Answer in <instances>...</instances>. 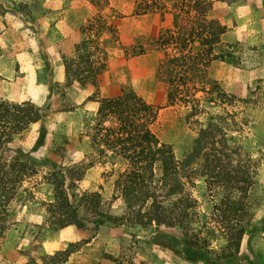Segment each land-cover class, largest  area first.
<instances>
[{
  "label": "rangeland",
  "instance_id": "374dc122",
  "mask_svg": "<svg viewBox=\"0 0 264 264\" xmlns=\"http://www.w3.org/2000/svg\"><path fill=\"white\" fill-rule=\"evenodd\" d=\"M144 1L162 11L164 19L158 11L142 13H159V32L149 29V17L148 30L132 34L133 24L127 16L142 15L134 10H142ZM196 1L193 8V0H0V100L30 101L43 113L42 120L14 135L5 150H21L35 169L19 182L7 206L9 214H0V264H44L43 255L67 247L71 252L56 264H197L179 258L155 238L158 229L180 238L178 228L134 223L114 187L123 162L102 156L92 143L89 124L99 101L129 90L158 107L150 128L161 142L172 146L179 160L191 149L209 114L225 119L257 167V184L248 197L254 217L242 250H253L250 237L257 231L264 241V13L252 15V30L233 31L243 15L230 9L232 0H222V5ZM175 13L183 26L187 21L194 24L196 17L212 21L218 40L207 42L203 51L206 54L209 48L216 56L205 77L211 80L206 84L211 93L208 98L217 101L202 102L203 109L196 116H186L187 106L166 104L158 80L159 53L154 40L165 28L173 27ZM109 24L117 28L116 37L105 30ZM82 27L84 34L98 41L90 59L81 57L82 50L75 48L83 37ZM194 46H200L198 41ZM102 50L106 66L96 85L66 78L65 60H73L71 77L75 78L78 71L86 70L85 61H102ZM174 52L171 47L165 51ZM54 168L69 172V194L99 193L97 210L121 218L122 223L94 228L96 214L82 207L87 228H54L49 220ZM195 183L188 187L198 200L201 220L218 228L212 208L217 196L211 197L201 179ZM90 204L87 201L85 206ZM209 241L215 252L225 244L220 236ZM254 242L261 245L259 240Z\"/></svg>",
  "mask_w": 264,
  "mask_h": 264
},
{
  "label": "trees",
  "instance_id": "16d2710c",
  "mask_svg": "<svg viewBox=\"0 0 264 264\" xmlns=\"http://www.w3.org/2000/svg\"><path fill=\"white\" fill-rule=\"evenodd\" d=\"M144 3L142 10L135 8V14L158 11L164 19L163 12L152 7L151 2ZM198 3L194 1L192 7L196 8ZM186 14H190L188 9ZM178 16L175 13L173 27L165 28L154 40L155 50L159 53L157 75L165 91L166 104L187 106L189 112L186 116L190 117L202 111V102L217 101L216 97L208 98L211 93L206 84L211 80L205 77L209 62L216 56L209 48H206V54L203 51L207 42L218 40L212 21L196 17L200 19V22L195 20L197 25L187 21L183 26ZM106 27L105 30L117 36L115 26L109 24ZM81 31L83 37L75 48L76 51L82 50L81 57L90 59L91 48H96L98 41L84 34L85 27ZM196 41L199 47L194 46ZM169 47L175 52L165 53ZM102 54V61H85L86 70L78 71L75 78L71 77L75 73L72 71L73 60H65L66 78L96 85L106 66V52L102 50ZM205 55H211V58L206 59ZM157 108L132 90L99 101L89 124L92 143L102 156L123 162L124 168L118 170L114 180L116 191L134 223L143 227L154 224L157 228L164 226L180 230V238L159 229L155 237L177 255L191 262L238 264L242 239L254 217L248 200L257 184L254 160L232 134V128H227L229 124L225 119L215 114H209L200 124L191 149L177 159L172 146L161 142L150 128L157 118ZM42 118L41 108L30 101L12 103L0 100V214H9L7 206L15 196L19 182L35 169L21 150L6 152L7 144L14 135ZM52 175L54 202L49 210V220L54 228L66 225L87 228L86 218L80 214L82 207L96 214L94 228L106 223H122L121 218L97 210L99 193L69 194L68 171L54 168ZM200 179L212 193L211 197L217 196L212 208L218 228L201 220L203 214L199 212L198 200L188 187L197 185L195 181ZM87 201L91 202L90 206H85ZM215 236L225 241L220 252L210 246L209 240ZM70 250L67 247L45 254L41 260L44 264L59 263L67 258Z\"/></svg>",
  "mask_w": 264,
  "mask_h": 264
},
{
  "label": "crops",
  "instance_id": "0c3cea01",
  "mask_svg": "<svg viewBox=\"0 0 264 264\" xmlns=\"http://www.w3.org/2000/svg\"><path fill=\"white\" fill-rule=\"evenodd\" d=\"M196 1V0H193ZM217 2V5H222V0H213ZM231 8H234L237 11V14L243 15V19L240 21L239 26H236L233 31H245V30H252V15L258 14V13H264V0H232L231 1ZM135 5V2L133 1L131 5V10H133ZM131 12V11H130ZM130 21L132 22V34H141L145 33L147 28V24L149 22V17L152 21V25L150 26V30H153L154 32L158 33L160 28V18L159 13H146L142 15H129ZM142 23V25H141ZM153 26V28H152ZM261 231H257L254 235L250 237L251 240V247L253 250H242L244 246V241L246 240V236L249 233V230L244 234V237L241 242L240 250H239V258L240 261L238 264H264V241L261 239ZM260 236V237H259ZM261 241L259 246L255 245L254 241ZM263 241V245H262ZM179 256V255H178ZM179 258L186 260L188 262H191L182 256H179ZM193 262V261H192ZM193 263L197 264H206L202 260L195 261Z\"/></svg>",
  "mask_w": 264,
  "mask_h": 264
}]
</instances>
